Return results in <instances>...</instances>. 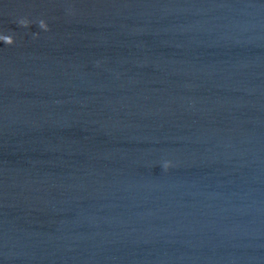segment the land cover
I'll return each instance as SVG.
<instances>
[{
	"label": "water",
	"instance_id": "water-1",
	"mask_svg": "<svg viewBox=\"0 0 264 264\" xmlns=\"http://www.w3.org/2000/svg\"><path fill=\"white\" fill-rule=\"evenodd\" d=\"M0 34V264H264V0H0Z\"/></svg>",
	"mask_w": 264,
	"mask_h": 264
},
{
	"label": "clouds",
	"instance_id": "clouds-1",
	"mask_svg": "<svg viewBox=\"0 0 264 264\" xmlns=\"http://www.w3.org/2000/svg\"><path fill=\"white\" fill-rule=\"evenodd\" d=\"M19 27H22V28H30V26L33 24V23H37L38 24V27L47 32L49 31V25L48 23L44 20V19H39L38 21H33L31 19H29L27 16H21V17H18L15 21H14ZM33 39H37L39 37V33H33ZM0 42H3L5 45H8V46H12L16 43V40H15V36L13 34H0ZM173 165H172V162L171 161H164L163 164H162V168L164 171H167L169 168H171Z\"/></svg>",
	"mask_w": 264,
	"mask_h": 264
}]
</instances>
